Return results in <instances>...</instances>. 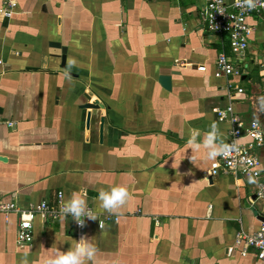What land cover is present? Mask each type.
Listing matches in <instances>:
<instances>
[{
    "label": "crops",
    "instance_id": "1",
    "mask_svg": "<svg viewBox=\"0 0 264 264\" xmlns=\"http://www.w3.org/2000/svg\"><path fill=\"white\" fill-rule=\"evenodd\" d=\"M8 2L12 16L0 15V202L27 210L78 192L97 220L85 218L77 233L69 216H36L32 241L19 247L18 216L0 215V264H43L81 236L98 249L89 264H264L234 246L236 233L251 235L263 223L255 184L206 176L213 160L187 144L190 130L202 140L213 123L228 143L231 125L216 109L232 106L253 122L264 96V14L247 18L240 76L227 77L217 76L215 61L221 52L232 58L228 39L208 33L207 0L0 6ZM161 76L170 77L168 89ZM97 101L103 108H82ZM259 120L264 132V114ZM253 153L264 180V144ZM114 186L130 197L109 214L98 194ZM105 214L117 221L98 229Z\"/></svg>",
    "mask_w": 264,
    "mask_h": 264
},
{
    "label": "built area",
    "instance_id": "2",
    "mask_svg": "<svg viewBox=\"0 0 264 264\" xmlns=\"http://www.w3.org/2000/svg\"><path fill=\"white\" fill-rule=\"evenodd\" d=\"M262 5H264V0H258L257 6L249 10L246 7L238 5L236 0H232L230 3H227L225 0H207L203 12L206 19L207 31L210 35L217 38L227 37L232 56L230 58L224 52L218 54L215 61L217 76H240V71L237 67L245 56L248 48V39L252 32V28L247 24V18L252 14H264V6ZM14 7L15 4L13 2H8L2 7L0 6V15L4 18H10ZM198 69L200 71L205 70L204 67H199ZM235 88L237 93L243 92L242 89ZM215 114L219 122H228L231 125L228 143L237 141L239 150L228 157H217L211 163L210 169L205 175H232L245 180H248L249 176L254 177L257 180L255 184V200L259 201L264 208V180H262L259 169L260 162L253 153L254 149L264 144L262 127L253 128V122L244 123L241 121L239 117L233 114L232 106H228L225 109H216ZM245 139H248L249 142H242ZM63 205V196L59 192L54 206H50L43 201L37 206L22 210L15 203L0 202V215L5 220L11 214L18 216L16 244L21 247L32 241V221L35 217L39 216L44 219L56 220L62 216L61 208ZM69 217L73 219L70 215ZM116 221V217L105 214L98 220L97 227L98 229H102L107 223ZM75 228L77 233H81L84 226L81 227L75 222ZM234 246L241 248L242 255H245L249 249L254 250L257 259L264 262V223L251 235L243 232L236 233ZM229 250L231 248L227 249V252Z\"/></svg>",
    "mask_w": 264,
    "mask_h": 264
},
{
    "label": "clouds",
    "instance_id": "3",
    "mask_svg": "<svg viewBox=\"0 0 264 264\" xmlns=\"http://www.w3.org/2000/svg\"><path fill=\"white\" fill-rule=\"evenodd\" d=\"M236 3L251 10L257 6L258 0H236ZM74 63V60L70 61V65ZM257 105V114H254L253 117V128L260 127L259 114H264V96L257 98ZM222 135L219 127L213 123L210 126V130L203 134L202 140L199 139L201 137L200 130H190L187 144L194 153L204 149L206 158L214 161L217 157H228L239 150L237 141L227 143L221 138ZM248 182L256 184L257 180L249 176ZM129 197L128 189L123 186H114L109 190L100 189L98 194L100 207L109 214H117L119 209L126 204ZM61 215L65 218L70 215L81 227L84 226L85 218L97 220L92 210L87 207L85 199L78 192H73L71 197L66 200L61 208ZM97 252L98 249L91 242V239L81 236L78 241L74 240V244L67 251H53L43 261V264H89V262L94 261ZM24 264H27V261Z\"/></svg>",
    "mask_w": 264,
    "mask_h": 264
},
{
    "label": "water",
    "instance_id": "4",
    "mask_svg": "<svg viewBox=\"0 0 264 264\" xmlns=\"http://www.w3.org/2000/svg\"><path fill=\"white\" fill-rule=\"evenodd\" d=\"M160 83L162 84V86L164 88H169V85H170V77L169 76H161L160 79H159ZM85 99L88 101L89 100V96L88 95H85ZM82 108L83 109H93V110H98V109H101L103 108V105L100 104L98 101L95 102V103H85L82 105ZM103 119H101V126H100V134L102 133V130H103ZM262 222L264 223V219H262Z\"/></svg>",
    "mask_w": 264,
    "mask_h": 264
}]
</instances>
